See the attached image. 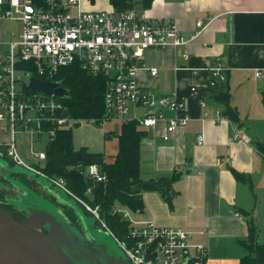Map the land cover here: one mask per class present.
<instances>
[{
  "label": "crops",
  "instance_id": "crops-1",
  "mask_svg": "<svg viewBox=\"0 0 264 264\" xmlns=\"http://www.w3.org/2000/svg\"><path fill=\"white\" fill-rule=\"evenodd\" d=\"M94 6L89 9L101 8ZM134 9L151 18L173 19L186 35L198 30V20L207 24L187 45L146 50L144 67L136 74L137 83L156 94L177 92L185 102L180 115L189 117L169 140L164 139V122L146 129L142 178L179 176L169 199L157 190L143 192L145 206L136 220L190 231L189 243L207 249L206 264H238L245 253L239 240L249 236L250 219L256 222L253 208L264 193V0H152L149 6L137 0ZM218 61L228 68L226 85L238 122L216 120L218 111L225 112L210 85V68ZM152 68L158 73L153 75ZM110 122L103 128L104 150L92 151L104 152L109 162L118 153L122 126ZM235 129L249 141L233 140ZM199 135L204 136L202 144ZM235 172L249 181L238 179Z\"/></svg>",
  "mask_w": 264,
  "mask_h": 264
},
{
  "label": "built area",
  "instance_id": "built-area-1",
  "mask_svg": "<svg viewBox=\"0 0 264 264\" xmlns=\"http://www.w3.org/2000/svg\"><path fill=\"white\" fill-rule=\"evenodd\" d=\"M79 1L0 0V158L43 175L68 192L65 178L49 176L42 167L28 164L18 150V135L31 134L35 144L46 138L48 146L58 131L74 119L59 115L63 108L59 96L31 89L30 78L55 81L61 69L78 64L92 76L106 78L105 112L99 123L136 121L140 129L146 130L164 122V139L169 140L188 123L189 117L180 115L185 102L175 91L156 94L150 87L139 85L136 74L144 67L146 50L187 45L207 25L198 20V30L186 35L175 20L151 18L134 8H80L73 13L72 6ZM8 21L22 22L23 31L19 40L4 42L10 46L8 52H3L1 24ZM210 69L212 87L227 84L228 68L222 61ZM150 71L153 75L158 73L157 68ZM225 117L218 111L216 120ZM232 139L249 141L239 129H235ZM203 142L204 136L199 135L198 143ZM33 148L32 156L45 164L47 149ZM84 173L94 181L107 180V173L99 164H91ZM81 202L117 239L134 264H201L207 258L206 247L189 243L191 232L184 228L140 222L133 218L130 209L117 204L113 213L131 224L127 236L120 239L108 227L100 206Z\"/></svg>",
  "mask_w": 264,
  "mask_h": 264
},
{
  "label": "trees",
  "instance_id": "trees-1",
  "mask_svg": "<svg viewBox=\"0 0 264 264\" xmlns=\"http://www.w3.org/2000/svg\"><path fill=\"white\" fill-rule=\"evenodd\" d=\"M95 0H92L94 2ZM112 9L126 10L135 8L137 0H109ZM149 6L152 0H142ZM56 80H63V86L68 89L67 97L60 98L63 108L59 115H71L76 119L88 118L100 122L104 117L105 77H95L85 71L80 65H72L61 69ZM215 98L225 107V116L232 121L240 120L238 110L231 104V93L227 85L215 87ZM264 103V93H263ZM147 135L146 130L140 129L136 121L122 124L118 135L119 149L114 161H108L104 152H92L87 147L76 148L72 129L62 128L47 146V160L43 171L49 176L65 178L67 187L76 197L100 206L102 217L114 234L122 239L130 231L131 224L123 220L113 210L121 204L134 212L144 209L143 192L157 190L166 198H170L173 181L178 173L171 177L158 179H143L141 176V144ZM91 164H99L107 173L106 181H94L84 173ZM238 179L249 181L244 174L235 172ZM38 180V179H37ZM46 187V186H45ZM62 199L58 192L47 187ZM91 189L90 193L88 192ZM93 196V200L89 197ZM67 202L68 212L73 218L81 220L80 213ZM63 215V214H62ZM66 218V217H65ZM71 223V222H69ZM72 224V223H71ZM74 225V224H73ZM245 253L238 264H264V238L254 219H250V233L244 240H239ZM195 264V263H193ZM201 264H206V259Z\"/></svg>",
  "mask_w": 264,
  "mask_h": 264
},
{
  "label": "water",
  "instance_id": "water-1",
  "mask_svg": "<svg viewBox=\"0 0 264 264\" xmlns=\"http://www.w3.org/2000/svg\"><path fill=\"white\" fill-rule=\"evenodd\" d=\"M29 87L60 98L68 96V89L63 86V80L45 81L31 77ZM32 173V176L40 182V177L45 178L38 173ZM44 186L57 191L62 199L76 208L82 218L93 215L67 190L53 182ZM26 212L28 213L27 210ZM28 214L27 219L18 220L9 209L0 206V264H78L71 255L81 261L80 256L77 255L81 251L88 258L96 260L97 264H134L129 257L127 259L122 255L116 256L109 253L106 248L104 251L96 248L100 252V255L96 256L93 245L98 240L93 237V241H89L85 234L77 226L69 223L62 213L60 214L67 224L75 227L80 236L69 233L70 229H63V226L57 224L55 218L48 212L33 211ZM83 245H85L84 249L81 248Z\"/></svg>",
  "mask_w": 264,
  "mask_h": 264
},
{
  "label": "rangeland",
  "instance_id": "rangeland-1",
  "mask_svg": "<svg viewBox=\"0 0 264 264\" xmlns=\"http://www.w3.org/2000/svg\"><path fill=\"white\" fill-rule=\"evenodd\" d=\"M90 4H95L94 7H101L100 9H109V3L108 0H95L92 2V0H80L79 3L74 4L72 6V12L77 13L80 8H86L89 9ZM93 7V8H94ZM1 30L3 32V36L1 38V42L3 43L1 45V49L3 52H8L9 50V44L4 43L5 41H13V40H19L21 38V34L23 31V24L20 21H8L1 24ZM24 75V74H23ZM25 77V75H24ZM26 78V77H25ZM143 112V110L140 111V113ZM111 125V122H94L91 119L88 118H82V119H76L74 118L71 120L68 125L65 126L66 129H72L74 134V143L77 147L80 146H87L90 151H103V145H104V129L103 128H109ZM116 128L119 126V124H115ZM46 138H44L43 143H32L31 140V134L29 133H23L17 136L18 141V150L21 154V157L23 160H25L30 165H35L39 167H44V162H40L38 159H36L31 154V147L34 146L33 149L36 150H45L47 149L46 146ZM0 166L5 168L7 166V160L0 158ZM14 172H23L27 173L29 175H33V171L27 170L23 166L17 165L13 167L12 170ZM46 178V177H45ZM42 178L40 177L41 182L45 185H50L52 182L48 178ZM16 185L23 187L21 183L14 181ZM28 192L26 195L23 196V199L18 202V206L20 208H26L28 213H31L33 211L35 212H48L50 213L56 220V223L59 224L61 227L63 226V229L65 228L70 229L71 231L69 233L71 234H78L80 236L79 231L73 227L69 226L65 219L61 216L59 213L58 207L55 203L51 202L47 198L42 197L41 195H37L28 189H26ZM260 192V198L257 202L256 207L253 209L257 210L256 214V223L258 225V229L260 231V234L262 237H264V193ZM16 195V194H15ZM12 195V196H15ZM93 196L91 195L89 197L90 200H93ZM80 199V198H78ZM83 201L82 199H80ZM85 201V200H84ZM254 211V210H253ZM131 215L134 219L138 216L137 212L131 211ZM83 222L85 223L87 227L88 233L91 235V237L96 238L98 242L94 243V251L96 256L100 255V252L97 251V249L101 248L103 251L105 248L109 253H112L116 256L122 255L125 258L128 259V256L125 252V250L121 247L117 239L106 229L104 228L99 220L94 216H87L82 218ZM74 231V232H73ZM86 238L88 239L87 235L85 234ZM93 238V239H94ZM85 245L81 246L82 249H84ZM97 248V249H96ZM242 250V248H241ZM77 255L80 256L81 261H79L74 255H71L73 259L78 264H97L96 260H93L91 258H88L85 256L82 251L79 252ZM229 264V263H227ZM231 264H236L232 262Z\"/></svg>",
  "mask_w": 264,
  "mask_h": 264
},
{
  "label": "flooded vegetation",
  "instance_id": "flooded-vegetation-1",
  "mask_svg": "<svg viewBox=\"0 0 264 264\" xmlns=\"http://www.w3.org/2000/svg\"><path fill=\"white\" fill-rule=\"evenodd\" d=\"M15 166L17 165L8 160L7 166L5 168L0 166V206L9 209V211L18 220L27 219L29 214L24 208H20L17 203L20 202L23 199V196L28 193L26 191V189H28L29 191L37 195H41L42 197L47 198L51 202L55 203L59 212L62 213L64 217H66L67 221L77 226L84 234H86L89 241H93V238L88 233L87 227L82 220V216L81 220L78 218H73V216H71L68 212V205H66L67 202H62V199H59L55 193L45 187L34 176L23 172L10 171ZM15 180L21 183L23 187L16 185L14 182ZM43 229L48 231L45 227H43Z\"/></svg>",
  "mask_w": 264,
  "mask_h": 264
}]
</instances>
